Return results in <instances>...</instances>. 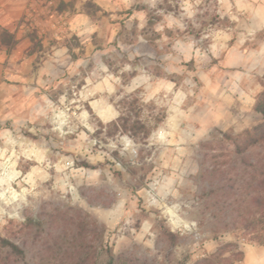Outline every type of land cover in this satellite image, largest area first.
<instances>
[{"label": "rangeland", "instance_id": "rangeland-1", "mask_svg": "<svg viewBox=\"0 0 264 264\" xmlns=\"http://www.w3.org/2000/svg\"><path fill=\"white\" fill-rule=\"evenodd\" d=\"M260 2L27 0L42 81L34 64L0 121V237L24 248L16 264H78L80 244L105 263L194 264L256 243L224 226L211 188L264 123Z\"/></svg>", "mask_w": 264, "mask_h": 264}, {"label": "trees", "instance_id": "trees-1", "mask_svg": "<svg viewBox=\"0 0 264 264\" xmlns=\"http://www.w3.org/2000/svg\"><path fill=\"white\" fill-rule=\"evenodd\" d=\"M14 39V35L6 28L1 29V39L4 43L5 37ZM259 111L264 112V103H258ZM236 138V148L238 155L233 165H228L221 170V184L216 188H211L213 192L219 194L214 204L221 207L225 213L224 226L227 228H237L243 236L256 243H264V151H247L253 147L264 144V123L251 129H247ZM231 173H234L233 175ZM213 181V180H212ZM210 180V185L213 182ZM213 205V204H212ZM85 217L79 221L80 235L85 228ZM95 230L98 232L99 224L93 220ZM102 235V229L99 230ZM78 250V264H111L112 255L107 263L100 261L99 252L93 250ZM242 251L226 255V250L218 248L215 252L196 261L194 264H232L240 260ZM25 257V250L16 244L10 237H0V264H16V261ZM25 264H29L25 262ZM46 264V263H38ZM62 264H67L62 261Z\"/></svg>", "mask_w": 264, "mask_h": 264}, {"label": "crops", "instance_id": "crops-1", "mask_svg": "<svg viewBox=\"0 0 264 264\" xmlns=\"http://www.w3.org/2000/svg\"><path fill=\"white\" fill-rule=\"evenodd\" d=\"M260 6L264 7V0H261ZM28 10L27 0H0V29L6 28L14 35V43L11 45L0 40V121L14 114L19 89L28 88L36 74L40 78L44 71L43 61H38L37 52L26 50L32 40L21 33L24 29L20 19ZM75 23L72 25L75 26ZM39 58L43 59L41 56ZM34 64H38L37 73L32 71ZM242 252V258L232 264H264V243L251 244Z\"/></svg>", "mask_w": 264, "mask_h": 264}, {"label": "bare ground", "instance_id": "bare-ground-1", "mask_svg": "<svg viewBox=\"0 0 264 264\" xmlns=\"http://www.w3.org/2000/svg\"><path fill=\"white\" fill-rule=\"evenodd\" d=\"M56 116H57V120L59 121V128L62 129L64 124H65V122H66V118H65L66 113L64 111H60L58 114H56ZM131 150H130V152L132 154H134V152H136V148H135L134 144H133ZM23 194H25V191L23 192ZM16 197H17V195L14 196V198H16ZM170 213H171L172 220H173L175 225H180L182 223H185V224H187L189 226L188 221L179 218L174 210L170 209ZM13 214H19V212L17 211V212H14Z\"/></svg>", "mask_w": 264, "mask_h": 264}]
</instances>
